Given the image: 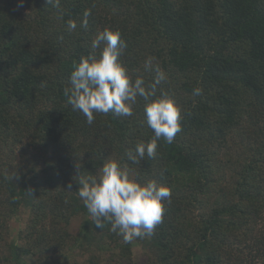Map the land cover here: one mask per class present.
Masks as SVG:
<instances>
[{
	"label": "trees",
	"instance_id": "1",
	"mask_svg": "<svg viewBox=\"0 0 264 264\" xmlns=\"http://www.w3.org/2000/svg\"><path fill=\"white\" fill-rule=\"evenodd\" d=\"M19 4L0 0V264H264V0ZM106 28L127 43L132 81L151 84L159 67L156 98L166 91L182 110L174 142L138 163L129 150L154 135L142 97L132 116L89 125L64 91ZM108 159L171 189L151 237L126 243L92 222L76 179Z\"/></svg>",
	"mask_w": 264,
	"mask_h": 264
},
{
	"label": "clouds",
	"instance_id": "2",
	"mask_svg": "<svg viewBox=\"0 0 264 264\" xmlns=\"http://www.w3.org/2000/svg\"><path fill=\"white\" fill-rule=\"evenodd\" d=\"M47 5L60 7V0H46ZM19 7L23 6L20 0ZM81 27L87 28V17ZM75 21H68V30H75ZM93 53L82 56L78 64L73 65L70 73V88H65L68 104L74 111L82 113L89 125L94 122L96 113L107 115L109 112L118 117H130L134 114L137 97L145 101L144 113L149 128L154 135L147 143L140 142L135 150H129L128 159L138 163L145 155L154 158L159 141L168 144L174 142L182 130V110L172 96L161 91L156 98L157 87L166 80V74L157 67L154 81L145 86L143 77L133 82L128 70L119 62L127 43L122 39L119 30L104 29L92 40ZM100 49L99 56L95 50ZM153 57L144 62L146 71L153 70ZM202 89L193 90L199 96ZM77 169L80 166L77 164ZM79 198L83 201L92 222L99 229L106 223L111 224L110 231L123 237L126 243L137 238L151 237L156 226L162 221L165 212V201L170 202L171 189L155 180L141 183L130 178L129 170L122 167L115 159H108L100 169L99 176L79 175L76 179ZM71 191L72 184H68Z\"/></svg>",
	"mask_w": 264,
	"mask_h": 264
},
{
	"label": "rangeland",
	"instance_id": "3",
	"mask_svg": "<svg viewBox=\"0 0 264 264\" xmlns=\"http://www.w3.org/2000/svg\"><path fill=\"white\" fill-rule=\"evenodd\" d=\"M19 226L18 224H14L13 234L16 235V231L18 230ZM16 240V239H15ZM79 253V252H78ZM80 254V253H79ZM78 254V255H79Z\"/></svg>",
	"mask_w": 264,
	"mask_h": 264
}]
</instances>
